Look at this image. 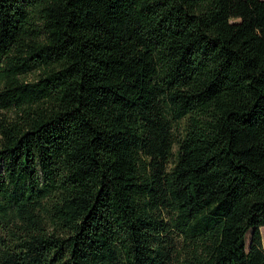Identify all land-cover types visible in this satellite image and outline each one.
<instances>
[{"label":"trees","instance_id":"trees-1","mask_svg":"<svg viewBox=\"0 0 264 264\" xmlns=\"http://www.w3.org/2000/svg\"><path fill=\"white\" fill-rule=\"evenodd\" d=\"M0 88V264H264V0H0Z\"/></svg>","mask_w":264,"mask_h":264},{"label":"rangeland","instance_id":"rangeland-1","mask_svg":"<svg viewBox=\"0 0 264 264\" xmlns=\"http://www.w3.org/2000/svg\"><path fill=\"white\" fill-rule=\"evenodd\" d=\"M35 77H36L35 73L31 72V73L28 74L27 79H28V80H34ZM0 90H1V88H0ZM261 232H262V236H263V244H264V227L261 228ZM249 241H250V238L248 239L247 242L249 243Z\"/></svg>","mask_w":264,"mask_h":264}]
</instances>
